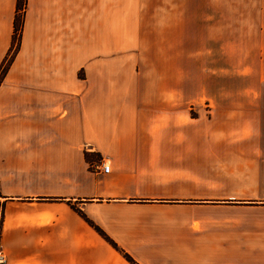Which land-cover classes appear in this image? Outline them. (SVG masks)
Segmentation results:
<instances>
[{
    "label": "crops",
    "instance_id": "1",
    "mask_svg": "<svg viewBox=\"0 0 264 264\" xmlns=\"http://www.w3.org/2000/svg\"><path fill=\"white\" fill-rule=\"evenodd\" d=\"M26 1L0 84L8 264H264V0ZM240 170L259 194L213 192Z\"/></svg>",
    "mask_w": 264,
    "mask_h": 264
},
{
    "label": "rangeland",
    "instance_id": "2",
    "mask_svg": "<svg viewBox=\"0 0 264 264\" xmlns=\"http://www.w3.org/2000/svg\"><path fill=\"white\" fill-rule=\"evenodd\" d=\"M25 15V13H24ZM2 68V67H1ZM0 68V69H1ZM5 78V77H4ZM4 78H0L1 83L3 82ZM0 83V84H1ZM244 169V171H247L248 169H251L252 167L250 166H244L242 167ZM209 169V167H208ZM243 170L239 171V178L236 182H228V181H223L222 185L217 188H214L215 190H213V192L216 191V193L219 194H249V195H257L258 193V188L254 187V182H252V180H250L251 176L246 174ZM209 176H213V175H209ZM216 178H223V176L221 175H215ZM1 231V230H0ZM2 236V233H1ZM2 240V237H1ZM3 245V243H2ZM4 248V246H3Z\"/></svg>",
    "mask_w": 264,
    "mask_h": 264
},
{
    "label": "trees",
    "instance_id": "3",
    "mask_svg": "<svg viewBox=\"0 0 264 264\" xmlns=\"http://www.w3.org/2000/svg\"><path fill=\"white\" fill-rule=\"evenodd\" d=\"M26 6H27L26 0H19L17 14H16V18H15V33H14V39H13L14 42L12 45V49L10 51V58L7 59V62L4 65H2V68L0 69V78H1V76H2V78L5 77V75L8 71V68H9V66L13 60V57L16 55V53L18 52V50L20 48V39H21V33H22L23 25H24V13L26 10ZM0 83H1V81H0ZM97 230L100 231L98 228H97ZM106 239L108 241H110V239H108V238H106ZM113 246L116 249H118V247L116 245H113ZM120 252L128 260V262H130L131 264H136L129 255H127L126 253H124L122 251H120Z\"/></svg>",
    "mask_w": 264,
    "mask_h": 264
},
{
    "label": "built area",
    "instance_id": "4",
    "mask_svg": "<svg viewBox=\"0 0 264 264\" xmlns=\"http://www.w3.org/2000/svg\"><path fill=\"white\" fill-rule=\"evenodd\" d=\"M99 172L109 173L111 170L110 165L105 164V162H101L97 167ZM0 264H8V256L3 248L1 241V231H0Z\"/></svg>",
    "mask_w": 264,
    "mask_h": 264
}]
</instances>
